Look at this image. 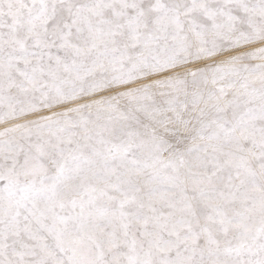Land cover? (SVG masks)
<instances>
[{
  "label": "snow or ice",
  "instance_id": "snow-or-ice-1",
  "mask_svg": "<svg viewBox=\"0 0 264 264\" xmlns=\"http://www.w3.org/2000/svg\"><path fill=\"white\" fill-rule=\"evenodd\" d=\"M0 264H264V0H0Z\"/></svg>",
  "mask_w": 264,
  "mask_h": 264
}]
</instances>
